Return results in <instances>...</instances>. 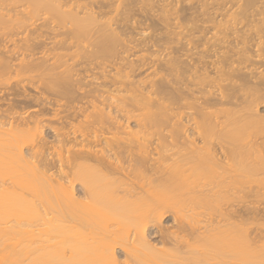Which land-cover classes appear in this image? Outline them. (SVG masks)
I'll list each match as a JSON object with an SVG mask.
<instances>
[{
	"label": "bare ground",
	"instance_id": "obj_1",
	"mask_svg": "<svg viewBox=\"0 0 264 264\" xmlns=\"http://www.w3.org/2000/svg\"><path fill=\"white\" fill-rule=\"evenodd\" d=\"M37 13L0 44L37 83L0 112V264H264V0H0V29ZM189 202L222 216L191 243L159 226Z\"/></svg>",
	"mask_w": 264,
	"mask_h": 264
},
{
	"label": "rangeland",
	"instance_id": "obj_2",
	"mask_svg": "<svg viewBox=\"0 0 264 264\" xmlns=\"http://www.w3.org/2000/svg\"><path fill=\"white\" fill-rule=\"evenodd\" d=\"M4 5L7 7H15V10L17 12L22 11L24 13V10H23L24 8L21 7L23 4H21V3H17L15 1H5ZM19 9H21V10H19ZM25 13H26V10H25ZM43 17L44 16L41 15L40 13H37V14L32 15L30 19L29 18L22 19L20 22L21 24H16V25L10 26L8 28L0 29V44L5 45V46L11 45L13 43V40L17 39L16 34H18V32L24 31L25 27H23V24L26 26L32 22L34 25L40 24L41 22H43ZM34 25L29 27V28H33ZM47 33H50L49 34L50 37L53 36V34H52L53 32H51L50 30H47ZM46 41H51V40L46 39ZM1 47L2 46H0V50L2 49ZM135 50L137 51V48H135L129 52L130 54H133L130 58L137 59L141 55L148 57L146 52H138V51L136 52ZM132 51H134V52H132ZM15 62L16 61H14V63ZM106 64H109V65H111L110 67H113V65L110 63H106ZM149 66H150L149 64H145L144 66H141L139 69L136 70V73H140V76H139L140 78L145 76L150 71V69H148ZM107 69H109V68H107ZM94 71H95V75L98 76L100 70L94 69ZM86 74L87 75H93L91 71H87ZM103 74H105V73H103ZM30 78H31V80H30ZM87 79H89V78H87ZM35 80H36V78H34L32 74H20V75H15V76L12 75V76L0 77V106H2V107H0V112H1V110H3L5 108V105H3V104L8 103L9 99H11V98H15L16 100H22L23 99V96H21V95L16 96L13 93L21 94L23 92V93H30V94L32 93L33 94L35 91H37V89H35V86H37V83L33 84V81H35ZM93 81H95V82L106 81L107 82V81H109V79L108 78L104 79L102 77H99L96 80L93 79ZM17 82H21V83H18V85H14ZM5 86H6V89H5ZM20 86H24V90ZM8 94H10V96H8ZM43 97H45V96H43ZM49 98H50V96H49ZM25 110H27V111H25ZM22 111H25L23 116H26L30 112L42 111V113L39 115V118L44 119L46 121V122H44L43 130H44V134L46 135V139L50 142L48 144V146H51L52 144L56 145V143L52 142L53 140H55V138H54L55 132L60 133L61 138L63 137L62 134L66 133V132L71 133V135H69L68 138L72 137L73 131H74L73 130L74 125L77 123V121L84 120V119L80 118L77 121H74L73 124L66 125L63 129H60V126L64 125V122H62L63 117L65 115H69L71 113V110L65 111V112H59L60 111L59 108H56L52 105V103L45 102V101H42L39 105L27 107L26 109H24ZM18 112H20L19 109H18ZM58 128H59V130H58ZM81 130H82V128H81ZM89 132L90 131L83 129V133H89ZM75 134H78V132ZM30 143H31V141L27 142L25 145L29 146ZM51 150L52 149H50V151ZM48 158H51V157L49 156ZM52 158L53 159L51 161L52 162L51 165H55L56 159H58V157L54 156ZM77 191L80 193L82 191L81 187L79 185L76 186L75 192H77ZM222 202H223V200H222ZM232 202L236 203L237 201L234 200ZM223 207L225 208L224 205L222 206V209H224ZM219 208L221 210V207H219ZM210 211L211 210H207L204 207L202 208L199 206H194V205L190 204V202H189L188 204L185 205V209H183L181 216H180V214L179 215L176 214L174 210H170L168 213L165 214V217L162 218L163 220L160 221L159 226L167 229L166 230L167 232H175V233H179L180 235H183L188 240V242L191 243V242H193V239L197 237V233L194 231H195L197 226L201 227L200 222L203 219L204 220L205 219L210 220V222H214V223L216 220L217 221L222 220L221 219L222 216L217 215L219 213H215V212L212 213L213 210L211 212ZM216 212H218V210ZM183 214H184V216L187 215V217L184 218ZM174 215L177 216V218H178L177 220H174V218H173ZM182 216H183L184 220H183ZM218 217H221V218H218ZM200 219H201V221H200ZM8 220H13V219H8ZM196 220L197 221L199 220L200 222L198 223V222H196ZM12 222L11 221L9 223L6 222V226L13 224ZM201 224L203 225L204 223H201ZM176 225L179 226V229H175ZM154 227H156V226H154ZM154 227H152L148 230V238L150 239L151 243L152 242L154 244L157 243L156 245L158 247H160L161 246L160 242L162 240L166 239V238H164L166 231H162V230H160L158 228L156 229ZM183 242H185V241L181 240L180 242H178V244H182ZM116 254L118 256V259L119 258H121V260L123 259V253L121 252V250L117 249Z\"/></svg>",
	"mask_w": 264,
	"mask_h": 264
}]
</instances>
